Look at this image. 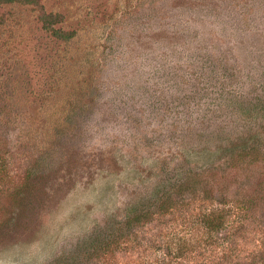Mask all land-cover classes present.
Returning <instances> with one entry per match:
<instances>
[{"label": "rangeland", "instance_id": "374dc122", "mask_svg": "<svg viewBox=\"0 0 264 264\" xmlns=\"http://www.w3.org/2000/svg\"><path fill=\"white\" fill-rule=\"evenodd\" d=\"M40 5L72 39L0 7V264H264V0Z\"/></svg>", "mask_w": 264, "mask_h": 264}, {"label": "trees", "instance_id": "16d2710c", "mask_svg": "<svg viewBox=\"0 0 264 264\" xmlns=\"http://www.w3.org/2000/svg\"><path fill=\"white\" fill-rule=\"evenodd\" d=\"M19 5V6H35L38 9V12L40 14V21L42 22V27L44 30H46L47 32H49L54 38L58 39V40H62V41H66V40H70L73 37V33L72 32H65L64 30L60 29V28H55V25L58 24L60 22V16L57 14H47L43 11L42 6L40 5V0H0V7L3 6H10V5ZM246 134L245 133H241V135L239 136V140L242 139V143H238V146H240L241 150L240 154H242L243 156H250V153L248 152L250 149H247V141H246ZM236 143V144H237ZM237 147V145L233 148H225L223 150L224 153H227L228 151L230 152L231 150L235 149ZM246 149L248 151H246ZM173 203H171L170 199L168 196L163 197L160 202L157 204V206L154 208L153 213H158V214H162L164 211L172 209L174 207ZM151 214L149 213V211L143 212L141 214V217H149ZM224 215L223 216H218L215 217L214 216V212H212L211 214H205L202 213L201 216L199 217V222L204 225L205 230L210 231V230H214V229H219L221 227V225L223 224L222 221L224 220ZM146 218V219H147ZM229 259L228 257V252L227 251H223L222 252V256H221V263L222 264H226L227 260Z\"/></svg>", "mask_w": 264, "mask_h": 264}]
</instances>
